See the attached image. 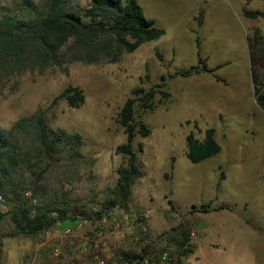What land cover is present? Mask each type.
Here are the masks:
<instances>
[{"label": "rangeland", "instance_id": "obj_1", "mask_svg": "<svg viewBox=\"0 0 264 264\" xmlns=\"http://www.w3.org/2000/svg\"><path fill=\"white\" fill-rule=\"evenodd\" d=\"M24 1L8 0L5 8ZM90 1L78 0L81 7ZM137 2L164 31L159 39L112 64L73 63L13 75L1 89L0 126L6 129L50 108L64 89H81L78 108L59 100L47 115L52 129L82 137L86 160L67 176L65 167H52L41 182L43 198L25 196L32 210H65V226L17 235L12 199L0 195V264H264V111L251 79L254 71L264 85V19L243 14L263 11L264 0ZM191 67L199 74L182 78ZM138 88L153 93L151 108L134 104V127L143 122L150 131L132 143L142 176L126 203L109 207L116 170L127 161L116 152L126 142L118 113L128 98H138L132 94ZM209 129L221 150L192 164L186 137L191 132L202 141ZM201 205H210L208 212ZM98 231L102 237L95 243ZM176 238L189 254L175 247ZM126 253L143 259L129 262Z\"/></svg>", "mask_w": 264, "mask_h": 264}, {"label": "trees", "instance_id": "obj_2", "mask_svg": "<svg viewBox=\"0 0 264 264\" xmlns=\"http://www.w3.org/2000/svg\"><path fill=\"white\" fill-rule=\"evenodd\" d=\"M7 4L8 0H0V91L10 76L35 70L43 73L51 66L73 63L112 64L124 53H132L141 44L164 35L153 21L145 18L137 0H91L86 7H81L78 0H40L39 3L25 0L13 10L5 8ZM243 14L250 19H264V10H244ZM157 57L161 60L162 55L157 53ZM218 69L206 72L213 73ZM195 74H199V69L191 67L181 73V77ZM215 79L221 81L218 77ZM251 79L256 103L264 111V85L254 71ZM132 94L138 98H128L118 113L117 120L124 129L126 142L119 145L116 152L127 161L116 170L115 197L107 204L109 207L126 203L134 184L142 176V163L132 143L137 134L146 137L150 131L143 122L134 127V104L138 100L144 108H151L153 93L138 88ZM59 100L78 108L84 102V94L77 87H68L55 97L47 110H37L22 117L8 129L0 126V195L12 199L10 217L17 235L33 236L51 226H65L68 220L66 211L59 208L48 206L32 210L30 199L25 197L30 192L32 198H43L45 188L41 182L52 167H65L64 175L67 176L75 174L77 167L86 160L81 152L80 135L55 130L49 125L47 111ZM141 150L142 146L138 144V151ZM220 150L212 129L205 132L202 141L191 132L186 137V158L192 164L203 162ZM209 206L201 205V212H208ZM222 209L224 207L220 206L214 210ZM52 212H58V217H52ZM173 242L182 253L191 252L184 249L181 239L176 238ZM124 256L129 262L143 259L142 255L134 253Z\"/></svg>", "mask_w": 264, "mask_h": 264}, {"label": "built area", "instance_id": "obj_3", "mask_svg": "<svg viewBox=\"0 0 264 264\" xmlns=\"http://www.w3.org/2000/svg\"><path fill=\"white\" fill-rule=\"evenodd\" d=\"M29 194H30V193L27 192V193H26V196H30ZM0 201H1V197H0ZM58 225H60V224H58ZM64 230H65V231H63V232H64V234H66V235L71 233V230H70L69 228L64 229ZM101 237H102V232H101V231H98L97 233L94 234L93 241H95V243H97V241L101 240ZM95 247H98L97 244H95ZM101 247H102V248H105V247H106L105 244H104L103 242L101 243ZM78 252L81 253V254H83V253L86 252V248L80 246V247L78 248ZM55 253H58V250H55ZM163 258H165V255H164Z\"/></svg>", "mask_w": 264, "mask_h": 264}]
</instances>
